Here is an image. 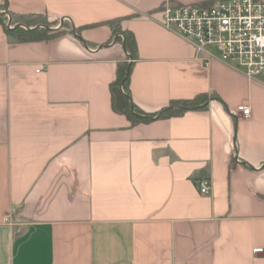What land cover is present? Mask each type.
I'll use <instances>...</instances> for the list:
<instances>
[{"label":"crops","instance_id":"1","mask_svg":"<svg viewBox=\"0 0 264 264\" xmlns=\"http://www.w3.org/2000/svg\"><path fill=\"white\" fill-rule=\"evenodd\" d=\"M167 1L214 0H0L9 28L10 12L67 25L19 41L0 24V264H264V72L207 63L162 24ZM116 18L136 38L142 111L207 105L136 124L115 111L132 59L103 23Z\"/></svg>","mask_w":264,"mask_h":264},{"label":"built area","instance_id":"2","mask_svg":"<svg viewBox=\"0 0 264 264\" xmlns=\"http://www.w3.org/2000/svg\"><path fill=\"white\" fill-rule=\"evenodd\" d=\"M160 13L162 24L192 42L207 63L218 58L242 69L249 79L264 72V0L167 1ZM237 112L249 117L250 103H240ZM196 185L205 195L213 188L209 177L197 179ZM262 252V245L253 248L255 254Z\"/></svg>","mask_w":264,"mask_h":264},{"label":"trees","instance_id":"3","mask_svg":"<svg viewBox=\"0 0 264 264\" xmlns=\"http://www.w3.org/2000/svg\"><path fill=\"white\" fill-rule=\"evenodd\" d=\"M9 19L15 26L14 28H9L6 25V14L0 13V24H3L7 32L19 41L47 40L65 33L67 30L65 22L59 29H54V27L58 26V20L49 21L47 15L44 14L20 15L10 12ZM121 21V18H116L103 23L108 24L115 35L120 34L118 39L123 42L128 58L134 60L137 57L136 38L132 31L122 28ZM80 29L81 27L75 30L79 32ZM132 65L133 61L128 59L118 64L117 76L111 84V93L114 110L125 114L133 124L147 122L154 118H169L181 115L189 109L203 108L207 105L210 96L207 93H201L193 98L171 100L167 106L153 113L142 111L131 98L130 75Z\"/></svg>","mask_w":264,"mask_h":264},{"label":"rangeland","instance_id":"4","mask_svg":"<svg viewBox=\"0 0 264 264\" xmlns=\"http://www.w3.org/2000/svg\"><path fill=\"white\" fill-rule=\"evenodd\" d=\"M9 24H10V26H13V24H12V23H9ZM59 25H61V23H60V22L58 23V26H59Z\"/></svg>","mask_w":264,"mask_h":264}]
</instances>
